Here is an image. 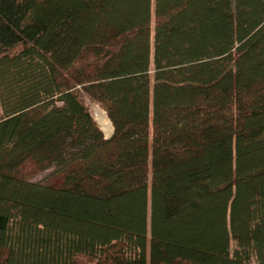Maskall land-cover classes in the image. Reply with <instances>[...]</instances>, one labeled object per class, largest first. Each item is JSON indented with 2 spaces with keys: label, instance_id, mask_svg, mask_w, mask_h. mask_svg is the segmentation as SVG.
Listing matches in <instances>:
<instances>
[{
  "label": "trees",
  "instance_id": "1",
  "mask_svg": "<svg viewBox=\"0 0 264 264\" xmlns=\"http://www.w3.org/2000/svg\"><path fill=\"white\" fill-rule=\"evenodd\" d=\"M124 3L0 0V178L24 184L0 206L15 238L0 264H264V0H145L141 26ZM127 196L138 223L114 216ZM204 196L221 204L223 260L160 243L165 221L195 225L183 206Z\"/></svg>",
  "mask_w": 264,
  "mask_h": 264
},
{
  "label": "rangeland",
  "instance_id": "2",
  "mask_svg": "<svg viewBox=\"0 0 264 264\" xmlns=\"http://www.w3.org/2000/svg\"><path fill=\"white\" fill-rule=\"evenodd\" d=\"M96 1H98V0H96ZM144 1L145 0H127V3L120 5V10L125 12V14L127 13V18L129 19V24H131V26H136V25L141 26L142 25V20H143V16H144ZM99 14H100V15H98L99 19H101V17L105 16L106 14H107V16L108 15L111 17L114 16V14H112V12L106 7H103L102 10H99ZM211 20H213V19H211ZM184 21H187V20L184 19ZM200 21L202 22V20L198 21L196 18H194V21H192L190 26H188V27H190L189 30L192 32H196V29L198 27L197 24H199ZM203 21H204V19H203ZM185 24H188V23L185 22ZM185 24L184 23L180 24V27L178 28L179 33H186V35L182 34L181 39L178 42V44H181V45L184 44L186 47V45H187L186 42L188 40V37L191 36V32L187 29V25H185ZM85 37L86 36H84L83 39H85ZM135 49L139 52L142 51V47L140 44L139 45L137 44L135 46ZM120 64L123 65L124 63H120ZM254 70L257 71L256 69H254ZM127 72H128V70L123 71V73H125V74H127ZM129 81H130V83H133L132 79H130ZM124 88H125L124 89L125 91L123 92V96L126 97L129 106L131 107L132 105H134L137 108H139L140 107L139 104L141 103V100H139L137 97L132 98L130 96V91H132L130 86H125ZM89 104H90V109H91L97 123L99 124L100 128L102 129L103 133L105 134V136H109L113 132L114 127H113L112 121L108 117L105 109L94 101H89ZM139 110H140V108H139ZM103 115H104L105 121L108 122L109 126L103 125V123L101 121V116H103ZM246 143L248 146H251V143H248V142H246ZM204 157H209V156L205 155ZM218 163L220 164L221 167L226 166L225 161L218 160ZM53 169H54V167L51 166L49 169H46L44 171H41V172L34 174L31 177V179L32 180H40L41 178H45L46 176H48V174ZM54 178H55V176H52V177H49L48 180H50L52 182L54 180ZM21 188H24L23 183H13L9 180H5L4 178H0V196L2 197L0 199V206H2V207L9 206V203L7 201L9 200L10 196H12V193L14 191H16L17 189H21ZM197 189L199 190L200 188H197ZM30 193H31V195H35L36 197L41 196L40 190H38L37 188L30 189ZM125 199L127 200L126 206L122 202V201H125ZM125 199L119 200V204L115 205V207H114V214L115 215L114 216L120 217L121 219H124L125 221H130L131 223H138V221L140 219L139 218V216H140V205H139V202L137 201V198L133 199V198H130L127 196ZM197 201H198V204L196 207L183 206L184 207L183 211L192 210V211H194V212L196 211L200 214V217L198 219H196V221L194 222L195 225L192 226L190 230L178 231L177 228H175V225L172 223L171 219L168 222L165 221V227L162 230L163 235H162V238L160 240V243L164 244L166 246V248L168 249L171 247L172 238L175 239V236L178 237L179 239L182 237L183 241H188L187 238H189L190 242H191L190 244L195 245L198 250L200 249V252H203V253L208 254V255L217 256L218 259L223 260L221 248H220V241H221V238L223 235L221 223H220V221H221L220 220L221 204L219 202L218 203H211L212 201L206 196L199 197L197 199ZM184 214L185 213L183 212V215L179 217L180 220H181V218H183ZM13 225H14V223H12L7 230H5L2 234H0V238L2 237V242L5 239L6 240L9 239L12 243L14 242L15 238L13 237V232L11 230L13 228ZM89 226H90L89 227V235L92 236L98 231V228H97V226H95V224H92V223L89 224ZM166 231L168 232L167 234H166ZM30 240L32 241L31 234H29V233L23 234L21 236V238L18 239V245H20V244L25 245V243H30ZM212 240H214V242ZM209 241H211V242H209ZM194 257L198 258L197 256H194Z\"/></svg>",
  "mask_w": 264,
  "mask_h": 264
},
{
  "label": "bare ground",
  "instance_id": "3",
  "mask_svg": "<svg viewBox=\"0 0 264 264\" xmlns=\"http://www.w3.org/2000/svg\"><path fill=\"white\" fill-rule=\"evenodd\" d=\"M101 121H102L103 125H105V126H106V125L109 126V125H108V122L105 121L104 115L101 116ZM110 126H111V125H110ZM110 231H111V229H110ZM90 238H91V237H90Z\"/></svg>",
  "mask_w": 264,
  "mask_h": 264
}]
</instances>
